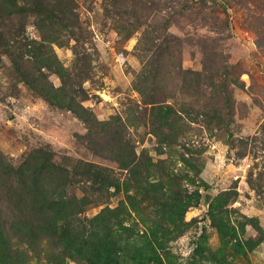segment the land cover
<instances>
[{
    "label": "rangeland",
    "instance_id": "374dc122",
    "mask_svg": "<svg viewBox=\"0 0 264 264\" xmlns=\"http://www.w3.org/2000/svg\"><path fill=\"white\" fill-rule=\"evenodd\" d=\"M75 2L78 39H44L27 15L12 43L6 31L21 22L4 21L0 150L14 166L52 150L68 196L96 197L81 216L105 210L130 226V240L114 231V264H158L147 242L158 227L160 264H264V0ZM92 164L118 187L89 180ZM56 251L61 264H90Z\"/></svg>",
    "mask_w": 264,
    "mask_h": 264
},
{
    "label": "trees",
    "instance_id": "16d2710c",
    "mask_svg": "<svg viewBox=\"0 0 264 264\" xmlns=\"http://www.w3.org/2000/svg\"><path fill=\"white\" fill-rule=\"evenodd\" d=\"M75 1L0 0V37L3 38L4 21L18 17L21 22L19 27L11 22L6 32L9 42L21 41V19L33 15L36 18L35 25L43 33L44 39L51 42H60L64 36L78 39L80 23ZM39 92L45 94L50 103L59 106L69 105L71 99L47 89ZM69 106L72 107L71 103ZM163 114H167L166 111ZM160 118L155 116L153 122L163 124L159 122ZM162 138L168 143L173 142L168 135ZM101 141H96L94 145L97 151L100 144L103 146V138ZM103 147L107 149V146ZM132 170L138 171L135 166ZM82 173L106 189L119 185L105 166L87 165ZM68 174V168L54 160V153L50 149L34 148L17 166L8 161L0 150V264H29L30 261L41 264L42 259L48 263L61 264L62 254L56 251L60 245L72 255L79 254L90 264H114L117 261L120 250L118 242L122 237H114V231L121 226L122 231H127L125 238L130 240L132 229L122 221L118 222L120 226H116L111 218L106 220L103 214L105 210L90 219L81 216L87 204L95 202L96 197L89 196L86 189H83L86 192L80 197L68 196L65 181ZM106 211L111 212L113 209L107 207ZM166 234L165 229L158 227L147 236L154 254L157 249L153 243L161 249ZM236 244L240 245V242ZM154 254V262L160 264L162 256Z\"/></svg>",
    "mask_w": 264,
    "mask_h": 264
}]
</instances>
